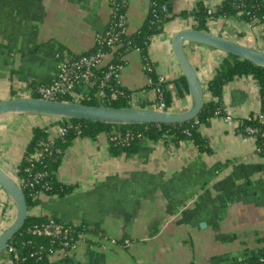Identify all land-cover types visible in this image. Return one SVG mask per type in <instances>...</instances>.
I'll return each instance as SVG.
<instances>
[{"label":"crops","instance_id":"0c3cea01","mask_svg":"<svg viewBox=\"0 0 264 264\" xmlns=\"http://www.w3.org/2000/svg\"><path fill=\"white\" fill-rule=\"evenodd\" d=\"M222 1L173 0V7L179 13L199 2L216 6ZM149 3L128 1L129 34L142 26ZM109 16V0H0V100L25 95L31 83L55 78L57 55L92 48ZM219 19L229 28L226 37L264 50V25L233 16ZM220 21L209 23L218 28ZM195 24L193 15H177L151 38L149 58L168 86L183 76L172 38ZM184 49L206 84L224 54L195 42ZM118 78L140 101L155 100L154 88H146L150 80L140 51L127 53ZM76 90L89 91L85 84ZM223 92L225 113L201 125L212 152H201L189 140L176 143L171 136L143 139L133 156L111 155L107 133L95 139L77 136L70 143L57 178L74 189L65 195L40 194L29 214L85 222L103 236L96 235L91 244L79 241L56 264H221L264 253V153L254 137L236 130L241 118L258 112L260 93L251 77L235 78ZM174 101L175 112L191 106L188 86ZM49 122L31 113L0 115V166L14 175L32 128ZM0 198L6 202L0 207L1 231L16 218V208L1 187Z\"/></svg>","mask_w":264,"mask_h":264},{"label":"trees","instance_id":"16d2710c","mask_svg":"<svg viewBox=\"0 0 264 264\" xmlns=\"http://www.w3.org/2000/svg\"><path fill=\"white\" fill-rule=\"evenodd\" d=\"M129 0H116L110 5L118 13H126ZM212 12H208L205 3L199 2L192 11L181 10L179 13L174 11L173 0H150L147 16L142 26L132 34H123L120 40L110 47L104 37L109 36L110 32L118 29L115 26L116 17L109 16L108 27L102 35V38L95 39L92 48L81 52H69L72 57H81L83 55H93L99 52H112V59L108 64L93 68L94 85L92 90L79 98L78 102L89 105H102L113 107H150L153 104H159L160 99L156 98L152 102L140 101L136 96V91L123 86L118 78V73L126 64V55L129 51L140 49L143 57L144 70L151 80L152 84L148 88H159L162 92V98L166 105H172L174 98L182 96L183 90L187 89V82L184 76L168 82H160L155 71L154 63L150 60L148 49L151 38L162 32L164 24L175 18L177 15L187 17L193 15L196 19L195 28L208 30V22L221 17H235L244 23L251 25H264V0H223L220 4L212 6ZM115 67V71L109 79L103 81L105 75L109 72V65ZM215 72L205 84V90L208 93L202 111L197 118L172 124L145 123V124H113L85 119L60 118L57 121L49 122L43 126L35 125L32 128V135L27 144L23 157L17 165L14 175L20 179L21 187L26 195L29 209L39 202V195L42 193L48 195H65L74 189V185L65 184L58 180L57 169L61 163L62 156L73 140L77 136H88L97 138L99 134L107 133L109 136V151L111 155L133 156L138 150L143 139L166 140L168 136L179 143L182 140L192 141L201 152H212L207 138L201 132V125L208 123L210 117L221 116L225 112L224 87L235 78L251 77L258 86L260 93V104L258 113L264 115V66L254 64L249 60L243 59L236 54H224L221 58ZM30 85H33L31 83ZM118 90V96L111 98V93ZM104 92L105 96L100 95ZM60 99L73 101L72 96L66 95ZM60 124L66 127L64 135L50 139L49 128ZM248 127L256 128L258 131L254 134L258 142L259 152L264 153V123L261 122L260 115L250 113L248 117L241 118L236 127L238 132L251 136ZM116 136V139H112ZM39 153L38 159L33 155ZM36 174H41L37 180ZM34 183L30 186L29 182ZM50 217L46 215L29 214L25 225L10 241L18 248H26V251L19 260H13V264H51L48 255L50 249L65 248L67 254L71 253L79 243L86 241L92 243V238L96 235L103 236L98 228L90 227L85 222L75 224L73 222H64L58 219L56 221L70 226L68 237L60 238L46 235H37L33 232L36 226L40 227L49 221ZM87 236L82 238L81 235ZM69 240L68 245L62 242ZM57 262L53 263L56 264ZM264 264V253L255 256H242L229 264ZM227 264V263H221Z\"/></svg>","mask_w":264,"mask_h":264},{"label":"water","instance_id":"95a60500","mask_svg":"<svg viewBox=\"0 0 264 264\" xmlns=\"http://www.w3.org/2000/svg\"><path fill=\"white\" fill-rule=\"evenodd\" d=\"M187 42H195L217 49L223 54H236L254 64L264 66V50L230 39L219 33L195 27L183 28L172 38L173 54L185 77L191 96V106L184 111H166L151 107H113L89 105L78 101L17 96L0 100V115L31 113L58 118L85 119L113 124L183 123L197 118L207 98L205 84L184 49ZM17 177L0 166V187L16 208V215L0 233V255L7 244L22 229L29 216L26 195Z\"/></svg>","mask_w":264,"mask_h":264},{"label":"built area","instance_id":"2783aa9c","mask_svg":"<svg viewBox=\"0 0 264 264\" xmlns=\"http://www.w3.org/2000/svg\"><path fill=\"white\" fill-rule=\"evenodd\" d=\"M110 5L116 2V0H109ZM207 5V4H206ZM208 7V12H212V6L207 5ZM116 17L117 20L115 21V26L118 27L116 31L110 32L109 36L104 37V40H106V43L110 47H115L113 45H116V43L120 40V36L123 34L128 33L127 29V14L126 13H118L117 10L113 9L110 7V16ZM251 25V24H250ZM104 33V32H103ZM103 33H100L96 36L97 38H102ZM225 36V35H224ZM136 50L140 51L139 48L136 47ZM58 58V74L55 78H53L51 81L45 84H33L29 85L27 89L25 90V95L21 96H34V97H41V98H46V99H60L63 96L70 95L72 96L73 94H78L79 98L82 97L83 95H86L89 93L94 85V79H93V68L102 66L104 64H108L111 59H112V52H99L97 54L93 55H83L81 57H72L69 52H65L62 54L57 55ZM115 71V67L110 64L109 65V72L105 75L103 81H106L109 79L110 75ZM159 81L163 82L165 81L164 77H159ZM85 84L88 86L89 91L87 92H77L76 87L78 85ZM150 84H152L150 80ZM155 94L156 98L160 99L159 104H153L150 107L159 109V110H166V111H173L174 108L178 107V104L174 101L171 106H167L166 102H164L162 98V91L159 88H155ZM104 92H100V95L105 96ZM118 96V90H114L111 93V98H116ZM208 97V93H207ZM155 98V99H156ZM260 115L261 122L264 123V115L259 114L258 112L256 113ZM44 116V115H43ZM49 117L52 121H57L58 117H53V116H45ZM229 118V117H228ZM230 119V118H229ZM248 130L251 134L252 137L255 138V133L258 131L256 128L248 127ZM66 132V127L57 124L54 127L49 128V133H50V139L51 141L59 136L64 135ZM116 136H113L112 139H116ZM261 148H258V151ZM40 156L39 153H36L33 155V158L38 159ZM41 174H36L34 179L37 180L38 177H40ZM17 182L21 185V180L16 179ZM30 186H34L33 181L29 182ZM76 224V223H75ZM69 230H71L70 226H65L63 223H60L55 220V218L50 217L49 221L46 224H43L42 226L38 227L36 226L33 230L34 233L37 235H46L50 237H55V238H67ZM86 234L81 235L82 238L86 237ZM112 243L116 244L118 243L117 239H112ZM130 241L125 239L124 243L128 244ZM69 240H65L62 242V244L68 245ZM21 249L26 251V248H18L15 245L11 244L9 242L5 248V250L2 252L0 255V264H13L15 260H19L24 252L21 251ZM67 251L66 249L60 248V249H50L48 259L51 264L57 262V260L67 256ZM14 260V261H13ZM192 264V263H190ZM229 264V263H227ZM246 264V263H242Z\"/></svg>","mask_w":264,"mask_h":264},{"label":"rangeland","instance_id":"374dc122","mask_svg":"<svg viewBox=\"0 0 264 264\" xmlns=\"http://www.w3.org/2000/svg\"><path fill=\"white\" fill-rule=\"evenodd\" d=\"M211 21L210 22H213V23H215V22H217V21H220V19L218 18V19H215V20H212V19H210ZM220 24H221V26L219 25V23H218V28H217V26L216 25H212L211 23H209L208 22V30H210V31H218L221 35H226V34H228V35H230L229 34V32L227 31V29H229V28H226V27H224L223 26V24L221 23V21H220ZM234 36V35H233ZM232 36V37H233ZM45 84V83H44ZM36 85H39V84H36ZM72 99H73V101H78L79 100V95L78 94H73L72 95ZM17 167V166H16ZM16 169V168H15ZM8 171V170H7ZM6 203V202H5ZM4 203V201L0 198V207H3L2 205H4L5 204ZM6 206V205H5ZM4 208V207H3ZM3 208H1L0 209V211H2L3 210ZM11 224V223H10ZM10 224H4V228L0 231V233L8 226V225H10Z\"/></svg>","mask_w":264,"mask_h":264}]
</instances>
